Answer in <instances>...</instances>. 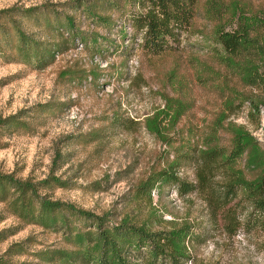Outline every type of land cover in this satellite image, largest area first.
Returning a JSON list of instances; mask_svg holds the SVG:
<instances>
[{
    "label": "rangeland",
    "instance_id": "rangeland-1",
    "mask_svg": "<svg viewBox=\"0 0 264 264\" xmlns=\"http://www.w3.org/2000/svg\"><path fill=\"white\" fill-rule=\"evenodd\" d=\"M218 1L224 6L230 0ZM233 1L264 13V0ZM81 2L100 3L95 11L109 17L110 26L95 25L84 17L76 0H0V119L19 120L15 127L0 130V174L33 182L57 177L68 183L66 188L39 193L97 215L108 212L114 220L123 216L148 220L156 229L188 223L204 237L188 264H264V233L241 227L234 235L225 233L219 219L210 215L206 195L180 196L173 186H165L160 194L152 190L148 202L138 189L172 160L182 139L192 137L197 145L204 142L230 89L248 101L236 102L217 130L218 144L228 147L225 125L230 122L264 148V85L243 86L206 52L203 36L212 25L204 10L206 0L196 1L195 16L179 51L161 57H147L137 40H130L128 25L108 0ZM125 6L126 11L132 8ZM66 15L73 18L78 32L105 39L108 43L100 44L104 52L94 54L90 44L84 46L78 39L68 45L72 31L59 28ZM16 30L27 37V44L19 41ZM121 30L126 34L122 40ZM55 46L63 50L50 60L47 53ZM206 68L220 74H210ZM177 81L185 86L178 89L173 85ZM177 96L192 108L166 133L170 138L166 144L146 132L143 122L163 109L164 97ZM249 100L259 103L257 112ZM56 155L64 161L59 168L52 167ZM243 165L241 159L236 167L247 179L254 177L255 172ZM176 174L193 181L188 164L176 168ZM0 218V232H13L0 242L2 260L63 264L37 257L44 249L71 247L60 233L24 225L1 203ZM13 245L23 249L16 253L15 247L10 254Z\"/></svg>",
    "mask_w": 264,
    "mask_h": 264
},
{
    "label": "trees",
    "instance_id": "trees-1",
    "mask_svg": "<svg viewBox=\"0 0 264 264\" xmlns=\"http://www.w3.org/2000/svg\"><path fill=\"white\" fill-rule=\"evenodd\" d=\"M122 1L120 4V0H108L128 25L132 34L130 40H137L140 50L147 57H161L179 51L195 16L197 0ZM96 4L100 3L87 4L76 0L84 17L95 25L109 27V17L98 15ZM126 4L132 7L128 11ZM204 10L212 24L209 34L203 36L206 52L224 73L236 78L243 86L264 85V13L233 0L224 6L218 0H206ZM63 20L64 24L59 28L72 31L68 33V45L78 39L84 46L90 44L94 54L104 52L100 44L108 43L105 39L78 32L70 16H63ZM118 34L121 40L126 36L124 30ZM16 35L21 43L27 44L28 39L22 32L16 30ZM113 47L118 49V46ZM52 48L47 53L50 60L63 50L56 46ZM206 70L213 75L220 74L216 70ZM174 84L178 89L185 86L179 81ZM179 96L178 99L164 97L163 109L156 110L143 122L146 132L166 144L170 140L166 133L173 131L180 118L192 108L187 100ZM242 96L230 89L223 101V109L213 122L212 132L204 142L197 145L191 141L192 137L182 139L172 160L140 183L138 189L148 202L152 190L160 194L165 186H173L180 196L202 193L208 198L210 215L219 219L225 233L234 235L240 227L245 230L258 228L264 233V148L242 127L230 122L225 125L230 134L228 147H220L216 137L217 130L222 128L236 102L242 104L248 101L241 99ZM249 104L257 112L259 103L249 100ZM18 121L16 116L0 119V130L15 127ZM241 159L247 171L255 172L254 177L247 179L237 169ZM63 163L61 156L56 155L52 167L59 168ZM182 164L192 167L193 181L187 182L177 176L176 168ZM217 177L219 181H216ZM67 184L51 175L33 182L0 174V203L6 206L11 215L24 225H35L45 231L60 233L64 241L71 244L69 249H44L38 252L37 257L43 262L188 264L194 247L204 242L202 234L194 231L188 223L156 229L148 220L138 222L126 216L114 220L108 212L97 215L39 193L55 188L64 189ZM10 235H13L12 231H1L0 242ZM15 247L19 248L16 253L23 249L20 245H13L7 252L12 254L11 249ZM0 264L8 263L0 258Z\"/></svg>",
    "mask_w": 264,
    "mask_h": 264
}]
</instances>
